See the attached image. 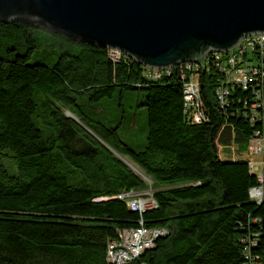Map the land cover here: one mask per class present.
I'll list each match as a JSON object with an SVG mask.
<instances>
[{"label": "trees", "instance_id": "trees-1", "mask_svg": "<svg viewBox=\"0 0 264 264\" xmlns=\"http://www.w3.org/2000/svg\"><path fill=\"white\" fill-rule=\"evenodd\" d=\"M0 37V264H112L107 240L140 217L168 231L143 255L148 264H264V190L253 203L255 174L217 148L233 139L243 152L255 132L264 138V77L232 85L221 107L220 74L201 69L206 119L197 123L183 103L181 65L153 78L128 57L115 62L108 48L37 22H0ZM117 87L143 93L141 148L97 116L93 102ZM115 153L151 178L156 207L140 215L115 197L145 187Z\"/></svg>", "mask_w": 264, "mask_h": 264}, {"label": "water", "instance_id": "water-1", "mask_svg": "<svg viewBox=\"0 0 264 264\" xmlns=\"http://www.w3.org/2000/svg\"><path fill=\"white\" fill-rule=\"evenodd\" d=\"M14 21L117 49L143 67L203 66L208 50L264 32V0H0V22Z\"/></svg>", "mask_w": 264, "mask_h": 264}, {"label": "built area", "instance_id": "built-area-1", "mask_svg": "<svg viewBox=\"0 0 264 264\" xmlns=\"http://www.w3.org/2000/svg\"><path fill=\"white\" fill-rule=\"evenodd\" d=\"M121 56L126 57L118 50L109 52V57L115 62H118ZM190 66L203 69L213 66L220 73L223 80L217 86L215 96L219 105L223 107L228 99L229 86L232 87V85L237 84L245 88L249 83H258L264 77V32L244 36L227 53L215 50L208 51L203 66L196 62ZM144 68V74L147 76L157 78L161 75L159 68ZM181 68L187 71V66H181ZM198 86L199 83L194 82L193 75L188 73L183 84V103L191 121L197 123L206 119L202 100L198 97ZM256 99H259V94H257ZM255 105H259V103L257 102ZM249 117L252 120L256 114L253 113ZM262 146L263 139L256 132V136L250 140L248 147L249 167L252 170L257 169L258 164H262V161L255 158L262 152ZM257 179L258 184L249 189V196L260 202L264 186L263 170L258 173ZM115 197L122 199L129 209L137 211L140 215L157 206L153 196L143 194L142 191L122 190ZM167 233L168 231L164 227L146 226L140 217L136 226L118 230L116 238L106 244L105 258L112 264H148L143 259V255L155 246L158 238ZM249 264L253 263L249 262Z\"/></svg>", "mask_w": 264, "mask_h": 264}, {"label": "rangeland", "instance_id": "rangeland-1", "mask_svg": "<svg viewBox=\"0 0 264 264\" xmlns=\"http://www.w3.org/2000/svg\"><path fill=\"white\" fill-rule=\"evenodd\" d=\"M0 39L4 40L3 37H0ZM40 52H43V50L41 46H38L32 52L29 61L32 62ZM0 54H3L2 48H0ZM143 102L144 98L141 91L134 89L121 91L117 87L110 96L99 98L96 102H93V105L100 120L108 125H118L119 137L132 148L138 149L141 148L145 141L147 128L146 108L142 105ZM232 132V127L225 126L222 135L230 136L231 139ZM218 150L221 157L226 160L228 158V155L225 153L226 151L221 150V148H218ZM115 155L145 183V187L137 191H142L143 194L153 196L152 192L156 186L154 183L152 185L151 178L143 170L138 168L127 155L122 156L119 153H115ZM239 156L245 157L244 154ZM256 158L261 161V156L257 155ZM4 162L7 165L10 164L9 160H4ZM260 169L261 167L259 166L258 169H255L254 173H258ZM115 238L107 240L106 244Z\"/></svg>", "mask_w": 264, "mask_h": 264}, {"label": "bare ground", "instance_id": "bare-ground-1", "mask_svg": "<svg viewBox=\"0 0 264 264\" xmlns=\"http://www.w3.org/2000/svg\"><path fill=\"white\" fill-rule=\"evenodd\" d=\"M255 33H261V32H255ZM250 34H254V33H250ZM250 34H246V35H250ZM246 35H244V36H246ZM243 36V37H244ZM242 37V38H243ZM241 38V39H242ZM240 39V40H241ZM239 40V41H240ZM238 41V42H239ZM237 42V43H238ZM236 43V44H237ZM235 44V45H236ZM235 45H233L231 48H229L227 51H218V52H222V53H227L228 51H230ZM109 49V52L110 51H114V50H117V49H114V48H108ZM211 50H214V49H210V50H208V51H211ZM119 51V50H118ZM207 51V52H208ZM215 51H217V50H215ZM120 52V51H119ZM206 52V53H207ZM206 55V54H205ZM205 58V57H204ZM194 62H196V61H185V62H183V63H179L178 65H181V66H187V72L188 73H191V75H193V78H194V82L195 83H199V74H200V71H201V69H203V68H198V67H196V66H190V65H194ZM196 63H198V62H196ZM173 66H175V65H172V66H169V67H166V68H159V74H162V73H164V72H166V73H168L169 71H170V69L173 67ZM209 68H213V69H215L213 66H210ZM209 68H206V69H204V70H207V69H209ZM218 74H220L218 71H216ZM222 80H223V78H222V76L220 75V78H219V82H217V86H219V84H221V82H222ZM217 86L215 87V90H216V88H217ZM230 87L231 86H229V89H230ZM198 97H199V99H201L202 100V98H201V93H200V84H199V86H198ZM215 98H216V96H215ZM217 100V99H216ZM218 102V101H217ZM202 103H203V101H202ZM203 107H204V105H203ZM204 110H205V108H204ZM205 113H206V110H205ZM232 136H233V134H232ZM254 136H256V132L253 134V135H251V137L249 138V140H248V142H247V148H246V150L244 151V155H245V157L244 156H242V157H240L239 155H241V154H239V153H235L234 151L235 150H233L234 148L236 149V145H235V143H234V141H233V139H232V141H231V144H226V146H228V147H230L232 150H231V153L228 155V156H230V157H228V158H226V160H231V161H234V160H236V159H243V160H245L246 162H247V165H248V168H249V170H250V172L251 173H253V174H255V177H256V180H257V184H258V179H257V175H258V173L261 171V170H263L264 171V138H263V136L261 135V134H259V132H258V136H260L262 139H263V146H262V152L258 155V156H261V161H262V164L260 163V164H258V168H259V166L261 167V169H260V171L258 172V173H254V171H255V169L254 170H252L250 167H249V153H248V147H249V144H250V140L254 137ZM226 146H224L223 144H220V143H217V148H221V150H223L224 149V147H226ZM228 149V148H227ZM224 150H226V148L224 149ZM227 151V150H226ZM218 155H219V158L220 159H222V160H225V159H223V157H221V155H220V152H219V150H218ZM257 157V155L255 156V158ZM257 159V158H256ZM258 160V159H257ZM257 168V169H258ZM257 184H255V185H257ZM255 185H253V186H255ZM253 186H251V187H253ZM251 187H249V189L251 188ZM249 189H248V195H249ZM263 190H264V186H263ZM249 198L253 201V203H255V204H259L261 201H262V199H263V194H262V199H261V201L260 202H257L256 200H254V199H252L250 196H249Z\"/></svg>", "mask_w": 264, "mask_h": 264}, {"label": "crops", "instance_id": "crops-1", "mask_svg": "<svg viewBox=\"0 0 264 264\" xmlns=\"http://www.w3.org/2000/svg\"><path fill=\"white\" fill-rule=\"evenodd\" d=\"M225 148H229V149H227V151H226V150H224ZM224 149H223V150L226 151V152H225L226 154L229 155V154L231 153V150H232V149H231L230 147L226 146V147H224ZM233 150H235V151H234L235 153H236V152L239 153V154H243V153H244V151H243V152H238L235 148H234ZM228 157H230V156H228Z\"/></svg>", "mask_w": 264, "mask_h": 264}]
</instances>
